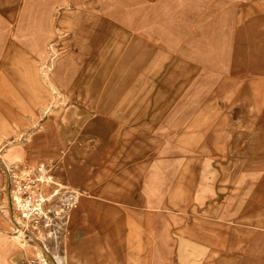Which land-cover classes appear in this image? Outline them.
I'll return each instance as SVG.
<instances>
[{
	"label": "rangeland",
	"instance_id": "rangeland-1",
	"mask_svg": "<svg viewBox=\"0 0 264 264\" xmlns=\"http://www.w3.org/2000/svg\"><path fill=\"white\" fill-rule=\"evenodd\" d=\"M25 4L130 32L126 55L109 62L105 91L82 101L48 90L42 73L54 42L46 59L33 57L50 103L0 147V213L21 232L13 230L17 243L33 245L32 258L40 250L16 224L24 222L12 192L44 177L35 189L53 206L83 194L124 206L169 240L170 264H264V0H17V14ZM18 30L11 22L7 40ZM77 108L82 116L67 111ZM55 116L67 125L59 159L5 161L11 147L30 152Z\"/></svg>",
	"mask_w": 264,
	"mask_h": 264
},
{
	"label": "crops",
	"instance_id": "crops-1",
	"mask_svg": "<svg viewBox=\"0 0 264 264\" xmlns=\"http://www.w3.org/2000/svg\"><path fill=\"white\" fill-rule=\"evenodd\" d=\"M17 10V0H0V146L8 136L28 125L26 115L35 116L39 106L50 103L47 91L39 86L34 56L46 59L47 46L54 42V55L47 62L48 90L55 97H75L82 101L89 94L101 95L105 91L103 81L107 77L104 74L117 56L126 55L122 44L126 39L124 35L130 32L127 29L125 33L119 25L103 23L100 18L72 17L76 14L57 17L53 8L37 10L25 4L20 14ZM11 22L19 27L16 41L7 40ZM27 103V107L33 106L34 114L25 111ZM67 111L83 114L82 109ZM61 117L48 121L44 130L36 135L30 152L11 147L5 161L59 159L60 156H54L62 134L59 130L63 132L67 126L60 124ZM6 222L12 225L0 213V264H9L11 255L18 258L17 264H30L33 245H19V238L11 236L13 230ZM68 222L70 230L62 240L50 241L57 245V255H53L56 264L174 263L169 240L139 225L127 209L115 201L83 194Z\"/></svg>",
	"mask_w": 264,
	"mask_h": 264
},
{
	"label": "built area",
	"instance_id": "built-area-1",
	"mask_svg": "<svg viewBox=\"0 0 264 264\" xmlns=\"http://www.w3.org/2000/svg\"><path fill=\"white\" fill-rule=\"evenodd\" d=\"M39 171H46V167L41 166ZM40 181L42 182L40 178L29 179L25 184L15 186L14 194L12 192V209L24 222V225L19 221H16V224L20 225L25 238L40 243V250L32 258L31 264H53L45 242L59 240L66 232L69 215L77 207V201L75 197L70 196L65 203L53 206L48 199L43 198V195L37 194L35 183Z\"/></svg>",
	"mask_w": 264,
	"mask_h": 264
},
{
	"label": "bare ground",
	"instance_id": "bare-ground-1",
	"mask_svg": "<svg viewBox=\"0 0 264 264\" xmlns=\"http://www.w3.org/2000/svg\"><path fill=\"white\" fill-rule=\"evenodd\" d=\"M54 54V53H53ZM55 61V60H54ZM54 65V64H53ZM47 68H48V66H47ZM46 68V69H47ZM53 68V67H52ZM44 71V70H43ZM46 71V70H45ZM49 71V70H48ZM42 75H45V80H47L48 79V73L47 72H45L44 74L42 73ZM41 78H42V76H41ZM52 83V82H51ZM55 86V85H54ZM57 87V86H56ZM40 88H42V89H44L43 87H42V85H41V83H40ZM56 90V89H55ZM52 103V102H51ZM43 105V104H42ZM49 105V102L48 103H46V104H44L42 107H47ZM48 109V108H47ZM26 110V109H25ZM31 139V138H30ZM35 140V139H34ZM1 147V146H0ZM43 161H46V160H43ZM43 178L44 177H42L41 179L43 180ZM44 198V197H43ZM77 201V200H76ZM79 201V200H78ZM77 201V203H79ZM13 230H17L16 228H13ZM70 230V228L68 227L67 228V233H68V231ZM17 232L19 233L20 231L19 230H17ZM13 234L11 235L13 238H17L18 239V235H16L14 232H12ZM21 233V232H20ZM23 233V232H22ZM38 253V252H37ZM60 261V260H59ZM59 261H58V263H59Z\"/></svg>",
	"mask_w": 264,
	"mask_h": 264
}]
</instances>
